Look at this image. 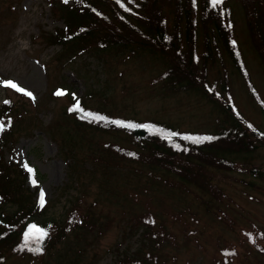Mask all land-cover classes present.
I'll use <instances>...</instances> for the list:
<instances>
[{"label":"trees","instance_id":"1","mask_svg":"<svg viewBox=\"0 0 264 264\" xmlns=\"http://www.w3.org/2000/svg\"><path fill=\"white\" fill-rule=\"evenodd\" d=\"M49 2L63 26L48 33L47 41L60 47V57H66L69 62L85 52H116L127 58L143 56L159 66L157 78L161 79L164 93L193 92L210 102L219 115L215 118L214 131L199 133L179 131L165 122L110 115L103 109L82 105L80 99H70L65 106L66 115L75 125L124 134L131 147L102 141L103 148L146 167L139 173L145 174V181L138 183L137 191L126 192L134 202L139 201L140 195H147L140 202L142 209L120 211L129 230L140 229L138 246L131 252H120L116 263L177 264L180 247L194 244L203 248L201 237L213 222L234 228L236 221L229 212L232 207L226 201L216 172L235 171L263 178L262 170L242 169L232 158L254 152L256 145L264 146V132L244 118L233 103L229 91L231 76L242 80L247 99L256 102L263 116L264 101L249 78L243 51L234 40L232 13L233 7H237L243 21L245 48L264 78V0H221L216 5L213 0ZM77 102L79 107L70 111ZM12 109L13 103L7 98L0 104V122L4 125L0 129L1 149L12 144L16 125ZM93 116L104 119H93ZM14 167L13 163L3 160L0 150V264L8 256L36 258L37 264H42L67 233L74 232L76 238H81V232H92L95 228L100 232L102 226L110 223L108 219L97 221L99 218L93 216L92 206H81L76 199L69 201L59 217L34 222L47 204L41 207L36 196L31 201L29 193L12 192L9 173ZM18 170L25 178L26 172L19 166ZM148 178L155 180L148 181ZM160 187L172 192L174 204L179 206L168 209L164 204L166 195L156 196ZM172 224L176 225L173 232L168 230ZM30 225L46 229L48 236L40 240L39 234L34 233L26 238ZM258 235H263L259 228ZM245 238L258 253L264 254L249 232ZM213 242L215 252L209 256V264L246 262L244 256L241 259L237 256L233 243L224 239ZM36 248L43 250L36 252ZM83 249L76 248L69 262L74 264ZM258 263L264 264V259Z\"/></svg>","mask_w":264,"mask_h":264},{"label":"rangeland","instance_id":"2","mask_svg":"<svg viewBox=\"0 0 264 264\" xmlns=\"http://www.w3.org/2000/svg\"><path fill=\"white\" fill-rule=\"evenodd\" d=\"M49 1L0 0V104L9 99L16 119L12 144L0 148L2 158L15 165L9 173L12 192L29 193L32 201L35 196L40 198L41 188L45 191L47 206L34 222L59 217L69 201L75 199L81 206L91 205L97 221H110L100 232L96 228L81 232V238H76L74 232L67 233L42 264H73L69 259L76 248L84 249L74 264H117L120 252H131L138 246L140 229L129 230L120 211L142 209L140 202L147 195H140L139 201L134 202L126 192L137 191L138 183L146 178L143 172L139 173L146 167L103 148L102 141L131 147L124 134L75 125L66 115L65 106L70 99H80L82 105L103 109L110 115L165 122L179 131L199 133L214 131L219 115L210 102L193 92L164 93L161 79L157 78L159 66L143 56L127 58L116 52H85L69 62L60 57V47L47 41L48 33L63 26ZM232 19L234 40L243 51L249 78L264 101V78L245 48L243 21L237 7H233ZM9 80L33 95L5 86L3 82ZM58 90L64 95H56ZM229 91L243 117L264 132V116L256 102L247 99L240 78L231 76ZM232 159L242 169L262 170L263 178L217 171L216 178L219 177L226 201L232 207L229 212L236 225L230 229L222 222H213L201 237L203 248L194 244L180 247L177 264H209L216 239L233 243L237 256H244V264H259L264 259V254L258 253L245 238L249 232L264 249V146L256 145L254 152ZM18 166L26 172L25 178ZM165 189L158 188L156 196L166 195L167 208L179 206L174 204L172 192ZM175 228L172 224L168 230L173 232ZM258 228L262 236L258 235ZM2 264H37V259L8 256Z\"/></svg>","mask_w":264,"mask_h":264},{"label":"snow or ice","instance_id":"3","mask_svg":"<svg viewBox=\"0 0 264 264\" xmlns=\"http://www.w3.org/2000/svg\"><path fill=\"white\" fill-rule=\"evenodd\" d=\"M65 2H67V0H65ZM119 2V0H118ZM221 3V0H213V4L216 5V4H219ZM5 86H8V87H12L14 88L16 91H19V92H23L24 94L28 95V96H32L33 94L30 92V91H27L26 89H24L23 87L19 86L16 82L14 81H4L3 82ZM56 95H64V92L61 91V90H58ZM79 107V104L77 102V105L74 106V108L70 109V111H74L76 110L77 108ZM86 115H91L90 113H86ZM93 119H104V117H98V116H93ZM114 124H118V125H121V126H125V127H131L132 125H125L124 122L122 121H113ZM3 123L0 122V129L3 128ZM203 139H211L210 137H204ZM199 142V141H197ZM28 171L29 172H32L33 169L31 168H28ZM33 184H36V180L33 179L32 181ZM45 191L41 188L40 189V199H39V203L41 205V207H43V205L45 204ZM34 233H38L39 234V239L40 240H43L44 238H46L48 236V231L46 229H40V228H37V226L35 225H30L29 226V229L28 231L25 233V237L28 238L30 236H32ZM43 249L42 248H36L34 249V251L36 252H41Z\"/></svg>","mask_w":264,"mask_h":264}]
</instances>
